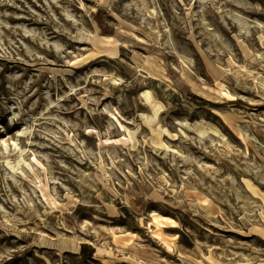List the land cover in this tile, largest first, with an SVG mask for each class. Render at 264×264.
I'll use <instances>...</instances> for the list:
<instances>
[{
    "label": "rangeland",
    "instance_id": "obj_1",
    "mask_svg": "<svg viewBox=\"0 0 264 264\" xmlns=\"http://www.w3.org/2000/svg\"><path fill=\"white\" fill-rule=\"evenodd\" d=\"M0 264H264V0H0Z\"/></svg>",
    "mask_w": 264,
    "mask_h": 264
},
{
    "label": "bare ground",
    "instance_id": "obj_2",
    "mask_svg": "<svg viewBox=\"0 0 264 264\" xmlns=\"http://www.w3.org/2000/svg\"><path fill=\"white\" fill-rule=\"evenodd\" d=\"M185 126L194 129L196 132H198L200 134H204L207 131H214V132H216V129L214 127H212L209 124H206L203 120H201V121H195V122H193L191 124L185 123ZM127 200H128V202H130L129 199H127Z\"/></svg>",
    "mask_w": 264,
    "mask_h": 264
}]
</instances>
